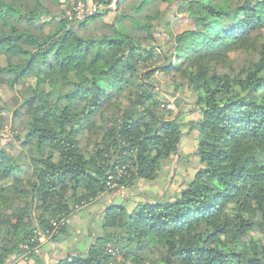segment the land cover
Masks as SVG:
<instances>
[{
	"label": "trees",
	"instance_id": "16d2710c",
	"mask_svg": "<svg viewBox=\"0 0 264 264\" xmlns=\"http://www.w3.org/2000/svg\"><path fill=\"white\" fill-rule=\"evenodd\" d=\"M151 1L91 0L79 19L75 0H0V264H264V0H175L194 29L166 39L164 14L141 16ZM194 132L185 188L107 204L85 245L36 254L106 194L159 179Z\"/></svg>",
	"mask_w": 264,
	"mask_h": 264
},
{
	"label": "rangeland",
	"instance_id": "374dc122",
	"mask_svg": "<svg viewBox=\"0 0 264 264\" xmlns=\"http://www.w3.org/2000/svg\"><path fill=\"white\" fill-rule=\"evenodd\" d=\"M67 0H59V2L64 3ZM74 9L76 10L77 17L81 19L85 13H88L90 8H92L91 0H75ZM164 11V13H162ZM118 12L114 11L111 12L108 17L105 19L107 21H112L113 18L116 16ZM162 17L163 14L165 15V19H163V27L159 35H157L161 39L168 38V33L172 32V34H180L184 31L193 30L194 25L193 22L188 19L186 15H184L179 10V4L175 0H152L150 4L142 11L141 16L144 19H148V21H152L155 17L159 16ZM145 19V20H146ZM159 79L161 75H156ZM162 83V82H161ZM164 85V82L162 84ZM2 95H9L6 89L1 90ZM181 95L185 96L191 102L197 101V96L191 92H187L184 94L183 92L180 93ZM193 94V95H192ZM165 104H167V108L174 111V114L183 113L182 120L187 122L188 120H198L201 118L198 111H196L195 106L192 104H184L181 103L179 106L176 102V98L172 97H163ZM198 137L199 133L194 132L190 136H185L181 144L179 146V156L177 158H173L171 161L167 163L166 172L161 174V177L154 181H147L148 184L138 186L129 190L131 194H133V200L125 201L124 195L121 192H117L116 200L112 201V195L109 193L105 195V199L96 201L92 206L87 207L83 210L77 212L75 217H72L70 221L69 228L66 231L65 235L59 236L58 240L53 242L51 239L46 235H41L39 237V246L37 247L36 254H39L42 259L46 262H55L53 259L56 258H63V253L67 250H71L72 248H79L83 243L88 241V235L90 234L91 229L100 227L98 225L102 219L103 211L106 208L107 204H122L125 203L128 206V212H132L137 209L139 206L138 204L143 201L142 198H138V195L145 193L148 196L154 195L155 192L160 193L163 191L165 187L168 186V195L172 196L177 194L181 189L185 188L190 180L195 176L198 169L200 168L198 159L193 155L197 151L198 146ZM3 143H14L15 150H20V144L15 139V134H13V126L11 120H4V129H3ZM178 160V161H177ZM125 194H128V190L123 191ZM64 196L69 194V189H63ZM107 201V202H106ZM98 212H101L99 215ZM93 213H96V218L92 220ZM97 226V227H96ZM59 255L57 253L60 251ZM10 264H32L28 263L27 257L23 256L20 257L18 260L12 261Z\"/></svg>",
	"mask_w": 264,
	"mask_h": 264
},
{
	"label": "crops",
	"instance_id": "0c3cea01",
	"mask_svg": "<svg viewBox=\"0 0 264 264\" xmlns=\"http://www.w3.org/2000/svg\"><path fill=\"white\" fill-rule=\"evenodd\" d=\"M198 120H200V119H198ZM196 121H197V119H196ZM148 182H149V181H148ZM146 184H148L147 181H141L137 186H138V188H140L141 186L146 185ZM137 186H136V187H137ZM136 187H135V189H136ZM120 192H121V191H120ZM160 193H161V192H160ZM160 193L155 192L154 195H158V194H160ZM128 194H129L128 197H126L124 200H125V201H127V200H131V201H132L134 195L131 194L129 190H128ZM143 194H145V193H143ZM122 195H123V193H122ZM124 197H125V196H124ZM129 197H130V198H129ZM134 197H136V196H134ZM137 197H138V198H142V196H140V195H138ZM111 199H112V201L116 200V196H115V195L112 196ZM142 199H143V198H142ZM106 202H107V201H106ZM96 213H97V212H96ZM96 213H93V215H92V220H93L94 218H96ZM100 213H101V212H98L97 214L99 215ZM59 250H60V251L57 253V255H59V253L62 254V253H61V249H59ZM66 253H67V251H66L65 253H63V256H65ZM54 258H56V256H55ZM53 260H54V259H53Z\"/></svg>",
	"mask_w": 264,
	"mask_h": 264
}]
</instances>
